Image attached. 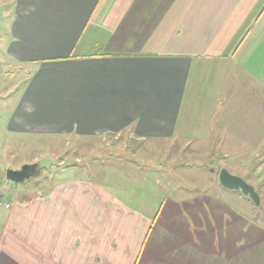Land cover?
<instances>
[{
    "label": "crops",
    "instance_id": "obj_1",
    "mask_svg": "<svg viewBox=\"0 0 264 264\" xmlns=\"http://www.w3.org/2000/svg\"><path fill=\"white\" fill-rule=\"evenodd\" d=\"M6 1L3 68L23 75L0 92L7 143L121 134L185 147L200 140L242 160L246 172L234 176L264 183V0ZM24 165L36 181L0 199V264L264 263L254 251L240 257V240L208 233L229 228L213 199L209 218L202 197L180 205L187 220L164 226L171 239L154 240L160 212L144 224L113 196L127 195L122 183L131 180L90 178L74 166L80 176L44 184L36 160L25 157L5 169ZM121 171L135 179V169ZM144 178L135 179L143 192Z\"/></svg>",
    "mask_w": 264,
    "mask_h": 264
},
{
    "label": "rangeland",
    "instance_id": "obj_2",
    "mask_svg": "<svg viewBox=\"0 0 264 264\" xmlns=\"http://www.w3.org/2000/svg\"><path fill=\"white\" fill-rule=\"evenodd\" d=\"M4 10L10 12L11 6L6 0H0L1 95L12 89L23 78L22 73H19L18 70L11 72V70L3 68L9 64L4 57L3 49L7 43L10 22V17L3 13ZM14 94L10 96L12 97ZM5 102L6 100H0V183L7 185L6 187L4 185V191L8 192V195H12L11 191L14 192V188L22 192L35 185L36 179L32 177L25 179L22 183H14L6 179L5 165L15 166L20 157L36 160V165L42 172L38 180L43 181L44 184H50L64 174L80 176L79 171L74 167L79 166L78 168H81L79 170H84L83 173L90 178H96V175L105 173L120 179L131 180L130 183H122L127 187L126 192L123 189V193L127 195L113 196L138 213L140 215L138 217L144 221V224L151 223L157 212H160L156 217V227L151 233L150 239H171L175 233L167 230V227L164 226L176 223L182 218L186 219L182 208L179 210V206L190 200L194 203L196 199L202 197L200 199H204L201 206L202 215L209 218L214 210V206L206 200L213 199L220 202L224 221L222 222L229 227L221 229V231H208L209 234L225 236L229 243L240 240L239 246L235 248L240 253L238 254L240 257L248 251H251L252 254L254 251L256 257H264V241L261 240L255 229H260L259 232L264 231V217H262L264 214V183L251 185L256 188L260 199L258 207L241 191L227 190L218 184V172L221 169H225L230 174L235 170L241 174L245 173L246 169L239 167L242 160L229 159V156L221 153L214 146L201 145L200 140H192L193 142L185 147L184 144L170 145L167 141H139L126 134L79 139L75 137H30L22 140L23 146H18L16 142H6L5 110L3 109ZM10 139L21 141L19 138L18 140ZM222 156L225 158L223 161L220 159ZM221 164L224 166L220 167ZM70 166L71 168H69ZM121 169H135V179L144 178L145 174L144 192L141 190V185L138 184L139 180L130 176L122 177L124 173ZM235 176L243 179L239 174ZM155 180L163 190L159 188V192L156 191L158 184ZM166 186L171 189H166ZM151 192L153 194L146 195ZM184 193L186 195H183ZM170 208L173 209L170 210ZM192 208L194 209V207ZM193 211L191 210V212ZM237 217L244 219L247 223L245 225L248 226L243 225ZM210 225H216V223ZM193 233L206 235V231ZM184 248L185 251H188L190 247ZM223 251L226 258L233 256L232 253H229L230 249L224 248ZM242 261L241 258L240 262ZM256 261L257 264H264L260 263L262 258H256ZM225 262L226 260L224 264H226Z\"/></svg>",
    "mask_w": 264,
    "mask_h": 264
},
{
    "label": "water",
    "instance_id": "obj_3",
    "mask_svg": "<svg viewBox=\"0 0 264 264\" xmlns=\"http://www.w3.org/2000/svg\"><path fill=\"white\" fill-rule=\"evenodd\" d=\"M32 171L33 168L31 166L24 165L17 171L7 170L5 177L11 182L22 183L25 179L33 175V173H31ZM218 183L227 190L241 191V193L248 197L256 207L260 205V199L255 189L243 179L230 174L225 169H221L218 172Z\"/></svg>",
    "mask_w": 264,
    "mask_h": 264
},
{
    "label": "built area",
    "instance_id": "obj_4",
    "mask_svg": "<svg viewBox=\"0 0 264 264\" xmlns=\"http://www.w3.org/2000/svg\"><path fill=\"white\" fill-rule=\"evenodd\" d=\"M3 194H4V189L2 185L0 184V199L2 198ZM6 207H8V205H6Z\"/></svg>",
    "mask_w": 264,
    "mask_h": 264
},
{
    "label": "trees",
    "instance_id": "obj_5",
    "mask_svg": "<svg viewBox=\"0 0 264 264\" xmlns=\"http://www.w3.org/2000/svg\"><path fill=\"white\" fill-rule=\"evenodd\" d=\"M214 173H215V172H214ZM255 191H257V190H256V188H255ZM247 198H248V197H247ZM249 200H250V199H249ZM258 213H260V211H259V210H258ZM262 217H264V214H262Z\"/></svg>",
    "mask_w": 264,
    "mask_h": 264
},
{
    "label": "flooded vegetation",
    "instance_id": "obj_6",
    "mask_svg": "<svg viewBox=\"0 0 264 264\" xmlns=\"http://www.w3.org/2000/svg\"><path fill=\"white\" fill-rule=\"evenodd\" d=\"M31 173H33V172H31Z\"/></svg>",
    "mask_w": 264,
    "mask_h": 264
}]
</instances>
